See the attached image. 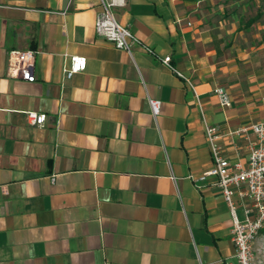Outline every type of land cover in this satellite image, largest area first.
Returning <instances> with one entry per match:
<instances>
[{
	"label": "crops",
	"instance_id": "0c3cea01",
	"mask_svg": "<svg viewBox=\"0 0 264 264\" xmlns=\"http://www.w3.org/2000/svg\"><path fill=\"white\" fill-rule=\"evenodd\" d=\"M207 6L114 8L155 57L96 34L99 0H0V264H235L228 206L211 179L192 178L211 166L204 124L246 164L255 136L236 132L264 120V66ZM24 50L37 52L34 82L8 74V52ZM72 56L86 67L67 79Z\"/></svg>",
	"mask_w": 264,
	"mask_h": 264
},
{
	"label": "built area",
	"instance_id": "2783aa9c",
	"mask_svg": "<svg viewBox=\"0 0 264 264\" xmlns=\"http://www.w3.org/2000/svg\"><path fill=\"white\" fill-rule=\"evenodd\" d=\"M123 5L124 0H99L100 12L94 22L96 34L129 55L133 52V46H138L144 53L156 57L152 47L141 42L128 28L121 26L116 20L114 8ZM36 56L35 50L8 52V74L27 82H34ZM160 62L195 92L193 83L176 69L170 56L160 58ZM85 67V58L72 56L69 66L64 68V76L70 79L74 74L84 71ZM212 93L221 106H230L229 95L223 87L214 88ZM148 105L151 114L154 117L157 116L160 111V101L148 99ZM26 120L30 126L43 127L46 115L30 111L26 114ZM247 130L254 134L255 140L249 148L246 164H242L238 160L229 159L222 153L221 148L215 143L220 138L218 129L204 124L211 153V166L199 177L192 178L196 183L211 179L210 185L220 191L226 202L231 218V241L235 251V264H250L254 241L264 229V120L255 122L248 128H241L236 133H244ZM238 207L241 208L242 219L237 216ZM200 264L203 263L200 261Z\"/></svg>",
	"mask_w": 264,
	"mask_h": 264
},
{
	"label": "rangeland",
	"instance_id": "374dc122",
	"mask_svg": "<svg viewBox=\"0 0 264 264\" xmlns=\"http://www.w3.org/2000/svg\"><path fill=\"white\" fill-rule=\"evenodd\" d=\"M207 4L208 9L225 23H234L239 54H247L248 58H255L264 66V0H207ZM259 7L262 16L251 26H246V21ZM236 213L242 219L241 210ZM250 264H264V233H259L254 241Z\"/></svg>",
	"mask_w": 264,
	"mask_h": 264
},
{
	"label": "trees",
	"instance_id": "16d2710c",
	"mask_svg": "<svg viewBox=\"0 0 264 264\" xmlns=\"http://www.w3.org/2000/svg\"><path fill=\"white\" fill-rule=\"evenodd\" d=\"M262 16V12H261V7H259V10L257 11V13L249 18L246 21V26H251L253 23H255L260 17ZM260 233H264V229L260 231Z\"/></svg>",
	"mask_w": 264,
	"mask_h": 264
}]
</instances>
